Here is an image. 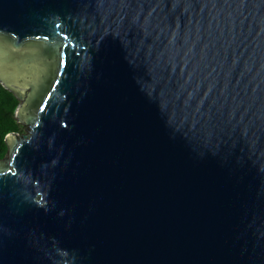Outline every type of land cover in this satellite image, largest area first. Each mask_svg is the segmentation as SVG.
<instances>
[{"label": "water", "instance_id": "water-1", "mask_svg": "<svg viewBox=\"0 0 264 264\" xmlns=\"http://www.w3.org/2000/svg\"><path fill=\"white\" fill-rule=\"evenodd\" d=\"M0 264H264V0H0Z\"/></svg>", "mask_w": 264, "mask_h": 264}, {"label": "trees", "instance_id": "trees-1", "mask_svg": "<svg viewBox=\"0 0 264 264\" xmlns=\"http://www.w3.org/2000/svg\"><path fill=\"white\" fill-rule=\"evenodd\" d=\"M18 105L19 100L15 95L0 84V159H4L8 153L6 136L21 131V125L15 118Z\"/></svg>", "mask_w": 264, "mask_h": 264}, {"label": "rangeland", "instance_id": "rangeland-1", "mask_svg": "<svg viewBox=\"0 0 264 264\" xmlns=\"http://www.w3.org/2000/svg\"><path fill=\"white\" fill-rule=\"evenodd\" d=\"M21 125V131L18 133L20 136L26 135L29 133V128L25 125Z\"/></svg>", "mask_w": 264, "mask_h": 264}]
</instances>
